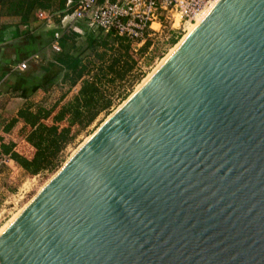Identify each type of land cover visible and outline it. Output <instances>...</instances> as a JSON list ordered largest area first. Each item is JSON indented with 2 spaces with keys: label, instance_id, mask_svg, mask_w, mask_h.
<instances>
[{
  "label": "water",
  "instance_id": "1",
  "mask_svg": "<svg viewBox=\"0 0 264 264\" xmlns=\"http://www.w3.org/2000/svg\"><path fill=\"white\" fill-rule=\"evenodd\" d=\"M0 264H264V0H216L16 211Z\"/></svg>",
  "mask_w": 264,
  "mask_h": 264
},
{
  "label": "rangeland",
  "instance_id": "2",
  "mask_svg": "<svg viewBox=\"0 0 264 264\" xmlns=\"http://www.w3.org/2000/svg\"><path fill=\"white\" fill-rule=\"evenodd\" d=\"M63 3L64 0H0V31L4 35V41H0V62L4 64L2 67L10 68L15 62H20L21 57L28 51L22 49L19 52L18 45L14 48L13 40L16 36H13V31L31 30L33 38L40 46L44 44V52L38 53L40 58L32 62L31 66L35 69L45 66L48 78L52 79L50 84L34 79L38 87L32 90L29 87V72H27L17 75V82H21L20 85L17 84V90L12 88L13 84L9 80L0 85V150L5 151L4 153L8 152L6 154L9 155L16 152L28 159L33 157L35 148L27 140L31 127L22 117H18V111L28 107L29 110L39 114L42 122L65 138L66 145L60 152L58 165H61L107 115L134 91L186 32V27L184 31L182 30V23H179V28L177 27L176 18L173 26L160 28L155 36L141 44L127 38L126 42L122 43L120 42L122 36L118 37L113 32L109 34L110 31L90 27L77 21L75 29L70 31L75 34H72L66 45V55L61 54L63 61H59V55L53 54L55 51L51 48L53 37L50 41L46 38L50 36L45 34V37L43 36L34 11L38 8L56 10L62 7ZM152 27L157 29L158 25ZM50 35L53 36L52 33ZM20 42L22 43L19 44H23L27 41L22 39ZM125 45H128V50L125 49ZM14 50L18 52L17 60L11 63L8 55ZM126 53L130 55L129 60ZM70 60L76 61V71L80 70L83 73L73 85H70L73 74ZM132 62L134 63L132 68L123 78H119L118 76L122 72L125 73L126 67ZM84 80L94 82L99 88V93L93 99L95 107L92 109V112L98 111V113L91 120H87L89 114L84 110L86 104L78 99L79 89ZM22 88L28 89L27 95H22ZM103 106L105 107L102 108ZM73 108L83 112L84 115L80 117L81 122L74 118ZM58 167L54 170L30 174L13 160L10 166L0 170V228L16 214V211L35 194Z\"/></svg>",
  "mask_w": 264,
  "mask_h": 264
},
{
  "label": "built area",
  "instance_id": "3",
  "mask_svg": "<svg viewBox=\"0 0 264 264\" xmlns=\"http://www.w3.org/2000/svg\"><path fill=\"white\" fill-rule=\"evenodd\" d=\"M212 0H66L65 8L59 15V23L53 30L51 48L60 51L59 39L64 33L75 29V22L81 21L90 27L101 28L141 44L155 36L158 30L173 26L175 16H179L182 30L187 22L195 21L196 16ZM54 12H38V17L50 24ZM181 21V22H180ZM172 22V23H171ZM153 23L158 28L152 27ZM179 23L177 24L179 28ZM39 57L33 53L19 62L15 69L26 70ZM13 163L9 154L0 150V170Z\"/></svg>",
  "mask_w": 264,
  "mask_h": 264
},
{
  "label": "trees",
  "instance_id": "4",
  "mask_svg": "<svg viewBox=\"0 0 264 264\" xmlns=\"http://www.w3.org/2000/svg\"><path fill=\"white\" fill-rule=\"evenodd\" d=\"M21 33L18 30L13 31V36H19ZM51 32H47V36H50L51 39ZM75 34L74 32L64 33L62 37L59 39V45H60V51L59 52H53V54H57L58 60L63 61V57L60 56L66 55L65 49L66 45L69 41V39ZM109 34H112L111 32ZM3 32L0 31V40L3 39ZM119 37V36H118ZM121 38V37H120ZM27 44H22V49L28 50L26 53H36L39 52L41 48V52H44V44L40 46L39 42L33 40L31 41L30 38H26ZM126 38L122 37L121 41L122 43L126 42ZM149 43V42H147ZM21 46V45H20ZM125 49L128 50V45H125ZM40 52V53H41ZM128 55V60L130 59V55ZM77 61H79L77 59ZM128 63V62H127ZM70 67L72 70L71 75V82L70 85L75 84L83 75L82 71H76L77 70V63L76 61L70 60ZM132 64H129L126 69L125 73L122 72L118 77L123 78L127 71H129L132 68ZM30 74L38 73L39 82H45L50 84L52 79L48 78L47 76V70L45 66H40L38 69L32 68L29 71ZM116 73V72H114ZM32 82L31 89L35 90L38 85ZM99 93V88L96 86L94 82H89L87 80H84L81 84V87L79 89V97L78 99H81L86 106L84 105V110L89 114V118L87 120H91V118L98 113L92 112V109L95 107L93 104V99L96 96V94ZM83 106V104H82ZM86 107V108H85ZM103 106L102 108H104ZM73 114L74 118L79 119L83 116V112H79L76 108H73ZM18 117H22L26 124H29L31 127L30 132L27 135L28 142L35 148V153L31 159H28L24 156L19 155L18 153L14 152L12 155L10 154V157L15 160L19 166H21L26 172L30 174H37L43 170H54L56 169L60 163V152L65 148L66 140L63 136L58 134L52 127L48 126L44 122L41 121V117L37 112H33L29 110L28 107L24 109H20L18 111ZM5 152V151H4ZM8 153V152H6Z\"/></svg>",
  "mask_w": 264,
  "mask_h": 264
},
{
  "label": "crops",
  "instance_id": "5",
  "mask_svg": "<svg viewBox=\"0 0 264 264\" xmlns=\"http://www.w3.org/2000/svg\"><path fill=\"white\" fill-rule=\"evenodd\" d=\"M65 2H66V0H64L63 6L60 7V8H57L56 10H45V9L38 8V9H36L34 11V15H35V17L37 18V20L39 22L40 30H41V33H43V36H44V34L46 35L47 32H51L52 33L53 30H49V29L50 28H53L55 25H57L59 23V21H60L59 15H61V12L65 8ZM39 11H43V12H54L57 15L56 16L53 15V17H51L50 20H49V21H51V23L50 24H47L45 22L47 20H43V19H40L38 17V12ZM42 28H44V29H42ZM20 33L21 34L19 36H17V37H14V40H13L14 48L18 45V51L19 52H20V50H22V44H19V43H22V42H20V40L22 41V39H24L25 41H27L26 38H30L31 41L35 40L33 38V31H31V30L30 31H27V32L23 31V32H20ZM46 38H48V40L51 41L50 37H46ZM0 41L1 42L4 41V36H3V39H1ZM35 41H37V40H35ZM23 44L26 45L27 42L26 43H23ZM41 51L42 50L40 48L39 52H36V53H39L40 54ZM31 54H33V53H30V54L25 53V55L23 57H21V59L19 61L21 62L22 60H24L25 58H27ZM17 55H18V52L16 50H14L11 53H9L8 58L11 61V63H13V62H15L17 60ZM18 63L19 62L17 61V62H15V64H13V66H10V68H3L2 65H4V64H2L0 62V85L2 83L6 82L7 80H9L13 84L12 85L13 86L12 88H14L15 90L18 89L17 84L19 83V85H20L21 82L20 81L17 82L18 81L17 75H20V74H23V73H27L32 68V66H31L32 64H30L29 67L26 70H24V71H17L15 69V66ZM28 76H29V80H30V86L29 87H31L32 82L34 83V79L38 78V73H35V74H30L29 73ZM22 89H23L21 91L22 92V95H24V96L27 95L28 89L27 90H25L24 88H22ZM21 98H22V96H21ZM23 98H26V97H23Z\"/></svg>",
  "mask_w": 264,
  "mask_h": 264
},
{
  "label": "bare ground",
  "instance_id": "6",
  "mask_svg": "<svg viewBox=\"0 0 264 264\" xmlns=\"http://www.w3.org/2000/svg\"><path fill=\"white\" fill-rule=\"evenodd\" d=\"M216 0H212L197 16H196V18H195V21H193V22H187L186 24H185V27H186V32L184 33V35L179 39V41L174 45V47H172L166 54H165V56L157 63V65L153 68V70L151 71V72H149L148 74H147V76L146 77H144L143 79H142V81L136 86V88L135 89H137L150 75H151V73L166 59V57L170 54V53H172V52H174V50H175V48L179 45V43L184 39V37L186 36V34L188 33V31L193 27V25L209 10V8L213 5V3L215 2ZM176 18L178 19L177 20V24L179 23V16L178 15H176L175 16V20H176ZM153 25L155 26V25H158L157 23H153ZM88 137H86V139H87ZM85 139V140H86ZM84 140V141H85ZM84 141H82V142H84ZM81 142V143H82ZM75 151V150H74ZM73 151V152H74ZM72 152V153H73ZM15 215V214H14ZM13 215V216H14ZM12 216V217H13ZM11 217V218H12ZM11 218L7 221V223L11 220ZM6 223V224H7ZM5 224V225H6ZM4 225V226H5ZM4 226L2 227V228H0V231L4 228Z\"/></svg>",
  "mask_w": 264,
  "mask_h": 264
}]
</instances>
